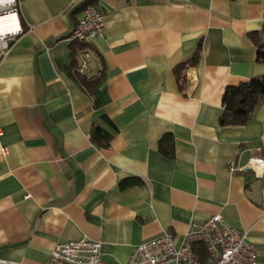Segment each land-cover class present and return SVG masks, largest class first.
<instances>
[{"label":"crops","instance_id":"1","mask_svg":"<svg viewBox=\"0 0 264 264\" xmlns=\"http://www.w3.org/2000/svg\"><path fill=\"white\" fill-rule=\"evenodd\" d=\"M87 0H16L17 25L0 61V258L45 264L57 244L102 241L124 264L140 241L220 213L245 232L264 264V170L230 172L264 158V103L243 124H220L222 93L264 73L248 37L264 0H88L102 37H69ZM200 44L179 85L173 68ZM88 49L91 97L71 74ZM115 125L106 147L93 123ZM259 147L260 150L255 149Z\"/></svg>","mask_w":264,"mask_h":264},{"label":"built area","instance_id":"2","mask_svg":"<svg viewBox=\"0 0 264 264\" xmlns=\"http://www.w3.org/2000/svg\"><path fill=\"white\" fill-rule=\"evenodd\" d=\"M16 0H0V15L16 12ZM104 32V14L92 1L82 5L81 16L72 26L69 37L90 43ZM16 32L0 29V61L7 54ZM92 55L88 49L80 52L78 68L87 73ZM187 71V70H186ZM187 75V74H186ZM187 77V76H186ZM255 149L260 150L259 147ZM228 169L234 172L251 169L255 174L264 170V158L252 155L241 166L228 162ZM201 244L203 253L196 245ZM100 239L81 238L57 244L50 251L45 264H111L102 259ZM0 264H12L0 258ZM124 264H259L255 245L246 238L245 232L227 224L220 213H214L205 220H191L181 240L176 243L170 232L159 234L137 243Z\"/></svg>","mask_w":264,"mask_h":264},{"label":"trees","instance_id":"3","mask_svg":"<svg viewBox=\"0 0 264 264\" xmlns=\"http://www.w3.org/2000/svg\"><path fill=\"white\" fill-rule=\"evenodd\" d=\"M248 37L255 48V59L264 61V21L261 29L250 31ZM200 56L201 46L198 44L191 54L174 66V75L179 85L182 86L186 81V69L196 65ZM74 62L71 74L91 97L92 104L99 106L101 100L96 95V88L102 79L103 69L98 75L90 77L79 70L76 58H74ZM222 102L223 110L219 117L220 124H243L249 119L253 109L264 103V73L251 75L236 84H227L222 93ZM103 120H105L106 126L93 123L90 138L98 146L106 147L113 136L115 125L106 115H103ZM196 248L200 253H203L201 244H197Z\"/></svg>","mask_w":264,"mask_h":264},{"label":"bare ground","instance_id":"4","mask_svg":"<svg viewBox=\"0 0 264 264\" xmlns=\"http://www.w3.org/2000/svg\"><path fill=\"white\" fill-rule=\"evenodd\" d=\"M17 25V18L13 12L0 15V29L10 30Z\"/></svg>","mask_w":264,"mask_h":264}]
</instances>
